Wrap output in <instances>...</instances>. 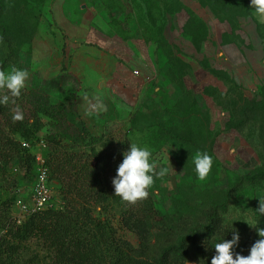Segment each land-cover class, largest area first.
Returning a JSON list of instances; mask_svg holds the SVG:
<instances>
[{"label": "rangeland", "instance_id": "rangeland-1", "mask_svg": "<svg viewBox=\"0 0 264 264\" xmlns=\"http://www.w3.org/2000/svg\"><path fill=\"white\" fill-rule=\"evenodd\" d=\"M243 1L0 0V31L6 29L12 45L7 56L0 45V63L9 61L4 70L27 69L22 91L48 94L87 124L93 139L82 142L71 127L64 140L69 151L82 146L92 153L128 139L147 146L161 166H169V157L173 171L156 180L148 197L161 223L180 230L224 204L223 219L240 237L236 253L260 239L248 223L264 228V215L256 212L264 183L249 180L264 172V23L251 0ZM95 96L106 110L86 115ZM53 123L43 117L39 140L31 144L34 178L16 162L9 170L18 199L30 209L36 177L55 146ZM198 150L214 160L203 181L193 163ZM71 174L62 176L68 181ZM7 182L0 177V194ZM62 185L57 176L48 179V206L64 203ZM14 213L25 212L15 205ZM133 216L142 217L138 210ZM127 237L139 247L134 234ZM48 258L31 243L19 264H50Z\"/></svg>", "mask_w": 264, "mask_h": 264}, {"label": "trees", "instance_id": "trees-1", "mask_svg": "<svg viewBox=\"0 0 264 264\" xmlns=\"http://www.w3.org/2000/svg\"><path fill=\"white\" fill-rule=\"evenodd\" d=\"M1 9L0 6V17ZM0 32V45L7 56L6 48L12 49V45L3 26ZM8 62V58L3 59L0 68L4 70ZM16 105L24 114L23 122L12 120L15 105H0V177L11 184L0 194V264H19L31 243L46 253L50 264H211L215 255L213 245L232 238L234 229L223 219L227 208L224 204L212 205L199 218L174 230L164 227L148 199L127 205L115 196L110 185L123 161V153L130 147L128 139L112 148H94L92 153L82 151V146L79 151H69L64 140L70 136L71 127L82 142L90 143L93 139L74 108L68 110L57 105L48 94L35 89L22 91ZM43 117L54 122L56 134L50 139L55 146L45 159L48 179L54 176L62 179L59 192L64 203L35 210L19 220L14 206L20 188L9 170L16 162L26 178L30 181L34 178L36 156L30 148L39 140ZM40 141L48 145L45 139ZM25 142L30 146H25ZM69 164L71 179L65 181L63 176L69 177ZM249 180L264 183V172ZM136 210L142 216L140 219L133 216ZM129 233L136 236L138 248L129 241ZM250 248L243 246L238 252L248 255Z\"/></svg>", "mask_w": 264, "mask_h": 264}, {"label": "clouds", "instance_id": "clouds-1", "mask_svg": "<svg viewBox=\"0 0 264 264\" xmlns=\"http://www.w3.org/2000/svg\"><path fill=\"white\" fill-rule=\"evenodd\" d=\"M251 9L260 23H264V0H251ZM2 41V37H0ZM30 72L10 66L5 71L0 68V105L7 106L9 103L15 105L12 112L13 122H23L24 114L16 105L22 90L28 86ZM87 99V97H85ZM106 110V105L100 96H95L88 102L85 113L99 114ZM195 173L199 180H205L211 173L213 157L205 151H196L193 156ZM169 166H161L159 161L153 158L152 151L147 146H139L131 143L127 151L123 153V161L118 165L116 176L112 179L115 196L127 205H136L148 199L151 188L157 179H163L170 171H173L168 157ZM259 215H264V199H259V207L256 210ZM247 223V222H246ZM256 228L260 239L254 242L248 255H241L234 251L239 242V233L233 231L232 238L223 239L215 243V255L211 264H264V228L249 224Z\"/></svg>", "mask_w": 264, "mask_h": 264}, {"label": "built area", "instance_id": "built-area-1", "mask_svg": "<svg viewBox=\"0 0 264 264\" xmlns=\"http://www.w3.org/2000/svg\"><path fill=\"white\" fill-rule=\"evenodd\" d=\"M24 145L29 146V143L25 142ZM48 178H49L48 168L46 167L45 164H43L36 177V181L34 185L35 206L32 209H30L25 204H23L20 199L17 201V205L20 206L25 212L24 215L18 216L19 220L23 219L27 214H30L31 212L35 210L50 207L48 206V203L50 202L51 191L48 186Z\"/></svg>", "mask_w": 264, "mask_h": 264}]
</instances>
